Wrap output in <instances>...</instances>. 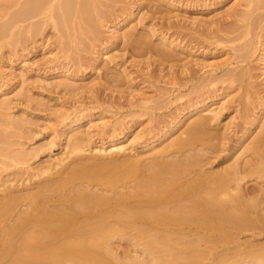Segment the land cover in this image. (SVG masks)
Listing matches in <instances>:
<instances>
[{
	"label": "bare ground",
	"instance_id": "6f19581e",
	"mask_svg": "<svg viewBox=\"0 0 264 264\" xmlns=\"http://www.w3.org/2000/svg\"><path fill=\"white\" fill-rule=\"evenodd\" d=\"M126 1L7 0L0 11V51L6 48L9 52L5 62V53L0 55V90L4 88L0 94V264H264V0H232L234 6L223 18L225 22L231 19L226 24L233 21L227 25L220 20L199 19L207 33H202V41L216 39V47L232 52L223 63L200 64L201 78L196 77V84L188 89L198 100L188 106L185 102L184 108L177 109L179 113L168 116L169 121L166 117L167 123L157 119L155 112L182 100L184 94H180V89L189 81H179L185 85H178L175 76L180 70L174 75L172 68L183 61L180 75L188 74L184 63L188 50L176 40L179 35L164 33L162 26V32L160 28L158 32L157 25H150V21L163 19L166 24L171 17L164 16L161 7H172V2ZM147 16L150 21L144 24ZM169 22L171 27L166 24L165 29L174 31L173 22ZM185 28L184 31L192 29ZM106 30H110L108 38L104 36ZM217 33L224 38H217ZM46 49L49 59L42 60L40 67L61 60L66 70L58 67V71H63L59 75L62 79L54 84L43 85L40 80L45 78L34 76L39 81V88L34 83L37 92L47 84V90L53 88L46 94L51 96L50 92L55 94L54 88L61 89L69 99L85 93L92 95L103 88L104 92L126 95L132 109L128 116L137 120L133 119L128 126L124 124L126 116L113 124H101L102 119L96 125L99 129L92 133V127L86 131L79 129L86 112L89 113L85 105L86 111L74 105L72 109L52 108L54 114L49 108L54 118L51 122L47 119L51 126L44 119L51 128L50 136L42 139L47 143L27 147L23 140L40 136L41 128H33L38 127L33 121H39V117L32 121L29 116L33 114L31 110L38 111L42 104L39 101L33 109L26 106L35 99L30 94L33 86H29V91L28 86L27 90L23 88L30 81L25 70L33 63L24 70L21 65L29 62H25L28 55ZM119 55L127 57L120 62ZM151 59L160 68L159 80L155 82L162 80L165 87H153L151 83V89L156 91L151 90L154 93L150 96L137 88L135 98L127 91L126 81L132 80L124 66L130 63L143 71L152 66ZM254 60L259 62L258 77L252 73L257 71L256 65L248 66ZM2 61L7 63L8 76L2 73ZM17 61L21 75L13 71ZM46 67L43 69L47 70ZM71 68L77 74L84 68L82 76L89 70L95 75V82L85 87L75 85ZM146 75L149 80L155 76L152 71ZM14 79L20 80V89L14 85ZM217 84L226 85L222 86L225 92L218 101L220 85L217 90H210ZM61 92L56 94L62 95ZM174 93L177 95L171 101L169 97ZM79 97V102L74 103L82 105L86 97ZM21 98L25 106L20 105ZM226 101L232 103L230 106L236 104L232 109L235 115L220 126ZM116 103L115 109L120 102ZM96 104L88 106L95 109ZM19 106L31 109L27 110L28 117L23 112L25 108L16 114L19 116L15 115ZM89 110L93 111L92 106ZM144 116L150 117V125L132 133L134 137L127 145L119 142L133 127L142 126L139 121ZM94 133L100 135L96 140ZM54 147L63 151L62 156L38 164L44 153L51 158L49 148Z\"/></svg>",
	"mask_w": 264,
	"mask_h": 264
},
{
	"label": "rangeland",
	"instance_id": "374dc122",
	"mask_svg": "<svg viewBox=\"0 0 264 264\" xmlns=\"http://www.w3.org/2000/svg\"><path fill=\"white\" fill-rule=\"evenodd\" d=\"M7 1V0H6ZM5 0H0V11L7 5V2H6ZM126 1V0H125ZM162 1H164V2H172V7L170 6H167V7H165V6H162L161 7V10H162V12H163V15L164 16H166V17H168V18H170L171 17V19H169V21H171V24H172V22H173V27H174V31H173V29H172V31L170 30H166L168 27H171V25L169 26V24H170V22L169 21H167V23L169 22V24H167L168 25V27H167V25L165 24V22H162V21H164L163 19H162V21H160L161 19H159L158 21H157V19H154L153 21H150V19H149V16H147L146 18H148V19H146L145 17V21L143 22L144 24L147 22V21H150L151 22V24L150 25H152V23L154 24V25H157V27H155V29L157 28V31H158V29L162 26V29L160 28L159 29V31H163L164 33H167L168 35H173L174 34V36H180V37H175L176 38V40H178V42H180V44H181V46L183 45V47L186 49V53H184V57H185V59H184V63H187V65L186 66H188V69H189V72H188V74L187 75H185V74H181L180 75V71H181V65H182V63H183V61L182 62H178L177 64H176V67L174 68H172V71H175V73H174V75H176V73H177V71H178V68H179V70L180 71H178L179 73H177L178 75H180L179 77H178V75L177 76H175V77H177L176 78V82H179V81H181L182 83H187L186 81H189L187 84H186V87L185 86H183V85H185V84H182L181 82H179V83H177L178 85H180V84H182V85H180V86H183L181 89H180V91H181V93L180 94H184L182 97V100L180 101L179 100V102L178 101H176V103L175 102H173L172 103V106H170L169 107V105H171V104H168V109H169V111H168V109H166L167 108V106L164 108V109H162V110H159V111H156L155 112V116H156V118L158 119L159 118V120H163V121H165L166 123L170 120L169 119V117L170 116H172V117H174L177 113H179L178 111L179 110H181L182 108H184L185 107V104L186 103H189V104H186L187 106L188 105H190L191 103H193V102H195L196 100H198V99H195V98H197V95L196 94H191L190 93V91L189 90H191V88H192V86H194L196 83H195V81H197V79H199V78H201V72H200V70H198V69H203V66H208V65H216V63H223V61H225L227 58H226V55L228 54H230L231 52H230V49L229 48H223L224 50H226V51H228V52H224V51H222V47L220 46V47H216V44H215V40L216 39H214V41H213V39L209 42V41H207L210 45H208L207 46V42L206 41H202V39H203V37H205L206 36V34L207 33H205L206 32V27L205 26H202V24L200 23V20L201 21H206V20H208L209 21V19L210 20H217L218 22H219V20L223 23V24H225V25H227L228 23H232V22H228L227 24H226V22L227 21H230V20H227L226 22L224 21L225 20V15H226V12H228V10L230 9H232L233 8V6H234V2L232 1V0H223V1H221L220 0V4H216V2L217 1H219V0H198V2H197V0H195V2H194V0H190V2H189V0H179V1H181L180 3L178 2V0L176 1V0H162ZM182 1H183V3H182ZM185 1H186V3H185ZM191 1H193V3H191ZM5 2V3H4ZM127 2H129V0L128 1H126V3ZM177 2V3H176ZM197 2V4H198V6H197V4L196 5H194L195 3ZM213 2V3H212ZM190 3V4H189ZM211 3V4H210ZM4 4H6L5 6H4ZM180 4V5H179ZM183 4V5H182ZM185 4H186V6H185ZM190 5V6H188L187 7V5ZM202 4V5H201ZM214 4V5H213ZM174 5V6H173ZM179 5V6H178ZM184 6V7H183ZM198 7V9H196V7ZM200 6V7H199ZM203 6V7H202ZM2 7V8H1ZM183 7V8H182ZM188 9H187V8ZM190 7V8H189ZM194 7V8H193ZM207 7V8H206ZM193 9V10H192ZM196 9V10H195ZM225 13V14H224ZM143 14V13H142ZM142 14L140 13L139 15H138V18L139 19H141V18H143L142 17ZM222 16V17H221ZM224 16V17H223ZM222 19H221V18ZM219 18V19H218ZM223 18H224V20H223ZM200 19V20H199ZM204 19H206V20H204ZM223 20V21H222ZM165 21H166V19H165ZM198 21H199V23H198ZM136 22V21H135ZM149 22V23H150ZM159 22V23H158ZM187 22V23H186ZM191 22V23H190ZM192 22H196L197 24H193ZM149 23H148V25H149ZM185 23V24H184ZM147 24V23H146ZM161 24H163L164 25V27H163V25H161ZM181 26H180V25ZM182 24H184V25H182ZM193 24V25H192ZM186 25H187V27H186ZM191 25V26H190ZM195 25V26H194ZM184 26V27H183ZM192 26H194V27H192ZM197 26H198V28H197ZM200 26H202V27H205V28H201ZM151 27V26H150ZM180 27H182V28H180ZM187 28V29H191V30H185V31H187L186 33H184L185 31L183 30L184 28ZM189 27V28H188ZM196 27V28H195ZM166 28V29H165ZM185 28V29H186ZM214 28H216L215 26H213V29ZM139 29H141V28H139ZM175 29H177L176 30V32H175ZM180 29V30H179ZM183 31H182V30ZM144 30H148V29H144ZM168 31V32H166V31ZM201 30V31H200ZM110 30H106L105 31V34H104V36L106 37V38H108V36H110V32H109ZM141 31V30H140ZM158 31V32H159ZM161 31V32H162ZM182 33H181V32ZM197 32V33H195V32ZM205 31V32H204ZM174 32V33H173ZM192 32V33H191ZM205 33V36L202 34V33ZM172 33V34H171ZM198 33H200V34H198ZM181 34V35H180ZM184 34V35H183ZM192 34H194V35H192ZM196 34V35H195ZM217 34H220V33H217ZM217 34H215V36L218 38V37H223L222 36V34H220L219 36L217 35ZM189 35V36H188ZM203 35V36H202ZM235 34H233V36H234ZM174 36H173V38H174ZM181 36H182V41H181ZM189 37V38H188ZM197 37V38H196ZM212 37H214V35L212 36ZM220 37V38H221ZM228 37H232V36H228ZM185 38V39H184ZM198 39V40H196V39ZM199 38H201V39H199ZM224 38V37H223ZM226 38V37H225ZM184 39V40H183ZM153 41L155 40V38H153L152 39ZM192 40H194V43H193V41ZM196 40V41H195ZM201 40V41H200ZM205 40V39H204ZM191 41V42H190ZM190 42V43H189ZM211 42L213 43L214 42V45L212 44L211 45ZM197 43V44H196ZM202 44V45H200V44ZM190 44V45H189ZM199 44V45H198ZM206 44V45H205ZM185 45V46H184ZM188 45V46H187ZM226 45H229V44H226ZM52 48V47H51ZM198 48V49H197ZM221 48V49H220ZM48 49V48H47ZM42 50L41 52L39 51V50H37V51H35L34 53H32V54H34V55H31L30 54V56L28 57L27 56V59H26V61L25 62H27V61H29L28 63H29V65H28V63H26L24 66H22L21 65V67L23 68V70L26 68V67H29L30 66V64H32L33 63V65H32V67H29V69L27 68L26 70H28V71H26L25 70V72L27 73L28 72V74H26V73H24V75L26 76V79L29 81V82H25L26 84H23L24 86H23V88L25 89L26 88V86H28L27 88H28V90L27 89H25V90H27V91H29V86H33L32 88H30V91L32 90V93H30V94H32L33 95V97L35 98V99H37L36 101H35V99H33V97H32V99H33V102H27V105L25 104V102H23V99L21 98V102H20V105H21V103H23L24 105L23 106H30V108L31 109H33L34 107H32V106H38L37 104H39L38 102L40 101V104H42V105H40V106H38V109L39 110H41V111H35L36 110V108H34L33 109V111H35V112H33L31 109V114L32 115H30L29 116V114L30 113H28V111L27 110H29V107H28V109L27 108H25V107H16L17 109H15V115L16 114H20L21 112H22V109L23 108H25V109H23L24 111V113L26 114V113H28V114H26L27 115V117L29 116V118H31L32 119V121L33 120H37L38 119V117H39V121H33L34 123L36 122V125H38V127L36 128V127H33L34 128V131H35V129L37 130V129H39L40 130V128H41V132H40V136L38 137L37 136V138L35 139V138H33V139H31V140H29V138H27L26 140H23L25 143H26V146L28 147V146H35V147H37V146H39V145H43V144H45V143H47L46 141H43L42 142V139H44V138H46V137H48V136H50L49 134H51V128H49V126L48 125H50V123L48 122V120L51 122V118H52V120H53V118L54 117H52V114H54L53 113V110L54 109H56V108H60L61 106H64V108H67V109H72L73 107H77V106H79V107H81L80 109L82 110L83 108H84V105H85V108H87V111H89V113L88 112H86L87 113V117H85L86 119H83L82 121H81V124L79 125L80 126V130L82 131V130H89L88 128H90V127H92V129H90L91 130V132L93 133V132H95L94 130H96V128L98 127V126H96V125H100V123H101V120L102 121H104V122H102L101 124H103V123H108L109 121V123H111L112 122V124H113V122H114V120H117L118 118H121L120 120H122V118H124L125 116H126V118H124L123 120H124V124L125 123H128L127 125L128 126H130L131 125V123L133 122V119L134 120H137V119H135V118H133L132 119V117H130V116H128L131 112H132V109L131 108H129V106H128V102H127V100H125V98H126V95L124 96V94H118L117 92H111V91H107V92H104V90H103V88L102 89H100V90H103L102 92H103V94H105V95H102V92H100V90H99V92H95L94 91V94H96L94 97H96L97 95H98V97L97 98H95V100L97 99L99 102H100V104H99V102L96 100H94V97H93V95L94 94H92V95H86V93L85 94H83V95H79L80 97L81 96H83V97H81L82 99L83 98H85L84 100H83V106L82 105H79V104H76L77 102L76 101H78L79 102V100L77 99L78 97H75V98H73V97H71V98H67V97H65V95H64V92L62 91H60L61 89H56V88H54L53 90L55 91V94H54V92H50L51 93V96H50V94H48L49 93V89H52L53 87H51L50 86V88L47 90V84H45V87H47V88H45L43 85H44V82H47V83H50L51 82V84H54L56 81H59L58 79H60V74L63 72V71H65L66 69H65V67H64V62L62 61L61 62V60H59V61H54V62H52V63H54L55 65H54V67L52 68V63L51 64H48L47 66H49V67H46L45 66V64H43L44 66L43 67H40L42 64V60H46V58H47V60L49 59V55H47V51L49 50ZM197 49V50H196ZM218 49H220L219 51H218ZM19 52H20V48H19V50H18ZM222 51V52H221ZM230 52V53H229ZM5 53V54H4ZM8 53V54H7ZM46 53V54H45ZM224 53V54H223ZM226 53V54H225ZM3 55L2 57L4 58V60H3V58H2V60L5 62L6 61V54L7 55H9V52H8V49H2L1 51H0V55ZM47 55V57L46 56H44V55ZM112 54H114V52H112ZM118 54V53H117ZM110 55V54H109ZM227 55V56H228ZM120 56V58H118V61H120V62H123V60H125L126 59V55L125 56H123V58L121 57V55H119ZM225 56V57H224ZM230 56V55H229ZM1 57V56H0ZM183 57V56H182ZM229 58V57H228ZM121 59H123L122 61H121ZM2 61V67H3V71L4 72H2L5 76H8V75H6L7 73L9 74V72L10 71H8L9 69L7 68V63H4ZM35 61V62H34ZM255 61V60H254ZM253 61V63H249L248 64V66H255L254 68H256V70L258 71H255V70H253L252 71V73L254 72V74L257 76H259L260 75V71H259V62L258 61H255L254 62ZM31 62V63H30ZM45 63L47 62V61H44ZM48 62H51V61H48ZM57 62V63H56ZM59 62H60V64H59ZM151 63H152V59H151V61H150ZM235 62V61H234ZM6 64V65H5ZM38 64H39V66H38ZM47 64V63H46ZM57 64V65H56ZM200 64H203V66L202 65H200ZM208 64V65H207ZM254 64V65H253ZM61 65V66H60ZM14 70L13 71H15L14 72V74H20V72H22L23 73V71H22V68H19V63H18V61L16 62V63H14ZM60 66V67H59ZM193 66V67H192ZM242 66H246V64H243ZM4 67H6V69L4 68ZM35 67H38V68H36L35 69ZM40 67V68H39ZM44 67H46V68H48L49 70H51V72L48 70H45V69H43ZM55 67H57V68H55ZM58 67H59V69H61V67H64L63 69H65V70H63V69H61V70H63L62 72H61V70L60 71H58L57 69H58ZM125 67V69H127L128 71H127V73H129V78H131L130 80H132L131 82L129 81H126L128 84H126V87H128L127 88V91L129 92V91H131V92H129V93H131V96L133 95H135V98L137 97L136 95L138 94V92H135L134 90H136L137 88V90H141V91H143L145 94H148L149 96L151 95V93H154L155 91H156V88H155V90H152L151 89V87L153 86V85H155V86H153V87H165V85L163 84V81L161 80V83H157V82H155V81H158L159 79L157 78L158 77V75L160 76V74L159 73H157V72H159V67H158V64L157 63H152V66L149 68V69H144L145 68V66H143V71H141L139 68H137V67H134V66H132L130 63L128 64L127 63V65L126 66H124ZM5 69V70H4ZM19 69V70H18ZM21 69V70H20ZM39 69H41L42 70V72H41V70H39ZM57 70V71H55V70ZM84 69V68H83ZM82 68L78 71V74H77V72L75 73V71H74V68H73V70H72V68H71V70H70V72H72V75L74 74L75 75V77H74V80H75V85H79L80 87H82V86H84L85 87V85H87V84H89V83H94L95 82V80H94V78H95V75L94 74H92V73H89V70H86L85 72H84V74H83V76H82V73H83V71L85 70H83ZM123 69V68H122ZM163 69V68H162ZM175 69V70H174ZM209 69V68H208ZM36 70V71H35ZM45 70V71H44ZM81 70H83V71H81ZM177 70V71H176ZM193 70L194 71H197V73H199V74H197V73H195V72H193ZM17 71V72H16ZM41 73H40V72ZM119 71H122V70H119ZM152 71V73L154 72V78H151L150 80L148 79V76L146 75V74H148L149 72H151ZM165 71H166V73H167V68H165L164 69V73H165ZM205 71H207V69L205 68L204 69V71H202V75L203 76H205V74H204V72ZM36 72V73H35ZM46 72V73H45ZM54 72V73H53ZM82 72V73H81ZM39 73V74H38ZM80 73V74H79ZM156 73V74H155ZM164 73H162V74H164ZM165 73V74H166ZM34 74V75H33ZM36 74L37 75H39V76H36ZM41 74V75H40ZM55 74V75H54ZM86 74V75H85ZM131 74V75H130ZM21 75V74H20ZM20 75H19V77H20ZM198 75V76H197ZM39 77V79H41L40 77L42 76V79H44L45 81H42V80H40L41 82H43V85H42V83H39V85H42V86H40V90L38 89V92H37V89L36 88H39V86H38V84H37V82H39L37 79L38 78H36V80H35V77ZM59 76V77H58ZM79 76V77H78ZM183 78H182V77ZM200 76V77H199ZM257 76V77H258ZM81 77H83L82 79H81ZM185 77H187L188 79H186ZM194 77H195V79H194ZM196 77H197V79H196ZM8 77H6V79H7ZM18 78V77H17ZM78 78H80V79H78ZM157 78V80H155ZM179 78V79H178ZM191 78H193L192 80H191ZM54 79H56V80H54ZM62 79V78H61ZM61 79H60V81H61ZM147 79V80H146ZM153 79V80H152ZM177 79H178V81H177ZM19 79H14V85L15 86H17L18 87V89H20L19 87H20V80L18 81ZM33 80L35 81V82H33ZM47 80V81H46ZM182 80H184V81H182ZM261 80V77H260V79L258 80V81H260ZM16 81V82H15ZM18 81V82H17ZM59 81V82H60ZM92 81H94V82H92ZM190 81H191V83H190ZM150 82V83H149ZM16 83V84H15ZM34 83L35 84H37L36 86H38V87H36V86H34ZM57 83V82H56ZM153 84V85H151V87H150V84ZM190 83V85H188ZM18 84V85H17ZM131 84V85H130ZM130 85V86H129ZM220 85V84H219ZM218 84L215 86V88L213 89H211L210 88V90H217L219 87ZM132 86H135V87H133V89L131 88ZM187 86H190V87H187ZM225 86V88H226V85H220V87H221V91L219 90V93L217 92V95H219V97L218 98H216V101H218V100H220L221 98L220 97H223V95L222 94H224L223 92H225V88H223V87ZM36 87V88H35ZM44 87V88H43ZM148 87H150V88H148ZM33 88H35V89H33ZM42 88V89H41ZM130 88H131V90H130ZM135 88V89H134ZM187 88V89H186ZM223 88V89H222ZM8 89V88H7ZM148 89V90H147ZM154 89V88H153ZM189 89V90H188ZM2 91L4 90V88L3 89H1ZM0 90V94L1 93H3L2 91ZM56 90H57V92H56ZM59 90V91H58ZM154 91V92H152V91ZM188 90V91H187ZM17 91V90H16ZM46 91H48V93L46 94ZM50 91H52V90H50ZM106 91V90H105ZM132 91H133V93H132ZM228 91H230V90H228ZM34 92V93H33ZM39 92H40V94H39ZM58 92H61V94L64 96V98H62L63 96L62 95H58V94H56V93H58ZM182 92H184V93H182ZM237 91H235V93H236ZM14 93V92H13ZM42 93V94H41ZM98 93V94H97ZM112 95H111V94ZM135 93H137V94H135ZM191 95H193V97L194 98H192V96H190V94ZM220 93H221V95L222 96H220ZM53 94V95H52ZM87 94H90V93H87ZM102 95L103 96V98H102V96H100V95ZM156 94V93H155ZM155 94H154V96H155ZM234 94V91H233V93L231 94V95H233ZM35 95V96H34ZM38 95H41V96H38ZM86 95V96H85ZM174 95H177V93L175 94H172V97H171V95H170V97H169V99L172 101H174V98H173V96ZM190 97H189V96ZM196 97H195V96ZM68 96V95H67ZM89 96V97H88ZM152 96H153V94H152ZM79 97V98H80ZM90 97H92L93 98V100L95 101V102H97L98 103V105L101 107V105H102V109H104V110H102V109H99L98 107L96 108L95 106H98L93 100H91V101H89V98ZM120 97V98H119ZM123 97H124V99H123ZM175 97V96H174ZM235 97H238V96H236L235 95ZM235 97L234 96H231V98H234V100H236L235 99ZM45 98V99H44ZM88 98V99H87ZM117 98V99H116ZM66 99L67 100H69L67 103H66ZM74 101H73V100ZM103 99V100H102ZM193 99H194V101H193ZM49 100V101H48ZM76 100V101H75ZM88 100V101H87ZM116 100V101H115ZM119 100V101H118ZM19 101H20V99H18L17 100V102L19 103ZM35 101V102H34ZM73 101V102H72ZM111 101V102H110ZM114 101V102H113ZM126 101V102H125ZM135 101V100H134ZM190 101V102H189ZM15 102V104H16V106H18L19 104L18 103H16V101H14ZM43 102V103H42ZM74 102H76V103H74ZM94 102V103H93ZM102 102V103H101ZM106 104H104V103ZM115 102H120V103H116L117 105H116V107H117V109H119V111L117 110V109H115V107H113V104H114V106H115ZM186 102V103H185ZM31 103H36V105H33V104H31ZM47 104V105H43V104ZM65 105H64V104ZM88 103V104H87ZM96 104L95 106H94V108L96 109H93V105H91L92 106V110L93 111H91V110H89V108H91V106H88L89 104ZM124 105H123V104ZM167 101H165V104L167 105ZM179 103H180V105L182 104L183 106H180L179 105ZM227 103V105H225ZM229 103L230 102H228V101H226L225 103H224V106H225V110L223 111V117H222V124H220V126L222 125H224L225 123H227V122H229V120L231 119V117L232 116H234L235 115V113L232 111V109H233V107L236 105V104H233L232 106H230L232 103H230V105H229ZM18 104V105H17ZM29 104V105H28ZM31 104V105H30ZM63 104V105H62ZM109 104V105H108ZM122 104V108H121V106H119V105H121ZM126 104V105H125ZM48 105H50L51 107H49ZM69 105V106H68ZM74 105V106H73ZM111 105V106H110ZM173 105L175 106V107H173ZM179 107H178V106ZM229 105V106H228ZM44 106H46V108H44ZM73 106V107H72ZM87 106V107H86ZM107 106H109V107H113V109H111V108H109V107H107ZM119 106V107H118ZM123 106H127V107H123ZM227 106L229 107L228 109H227ZM48 107V108H47ZM72 107V108H71ZM178 107V108H177ZM182 107V108H181ZM52 110H50V109ZM52 108H54V109H52ZM85 108H84V110H85ZM109 108V109H108ZM121 108V109H120ZM124 108V109H123ZM173 108V109H172ZM231 108V109H230ZM20 109V110H19ZM77 109H78V107H77ZM115 109V110H114ZM123 109V110H122ZM165 109H166V111H165ZM170 109H171V111H170ZM175 109H176V111H175ZM177 109H179V110H177ZM25 110H26V112H25ZM29 110V111H30ZM49 110V111H48ZM57 110H60V109H57ZM74 110V109H73ZM72 110V111H73ZM103 112H102V111ZM116 110H117V112H116ZM122 110V111H121ZM131 110V111H130ZM174 110V111H173ZM229 110V111H228ZM21 111V112H20ZM52 112V114H51V112ZM86 111V110H85ZM45 112V113H44ZM76 112V111H75ZM170 112V113H169ZM174 112H177L176 114L173 113ZM85 113V112H84ZM84 113H82L83 114V116H85V114ZM95 113V114H94ZM118 113V114H117ZM166 113H169V114H167V116H166ZM173 115H172V114ZM233 113V114H232ZM50 114V115H49ZM98 114V115H97ZM127 114V115H126ZM90 115V117H88ZM117 115V116H116ZM164 115H165V118H163L164 117ZM170 115V116H169ZM16 116H19V115H16ZM48 116V117H47ZM94 116V117H93ZM121 116V117H120ZM157 116H161V117H157ZM169 116V117H168ZM34 117H35V119H34ZM42 117V118H41ZM50 117V118H49ZM128 117V118H127ZM166 117H168V121H167V118ZM42 120H41V119ZM88 118V119H87ZM149 116H144V117H142V118H140V123H143L142 124V126H139V127H133L131 130H130V132H128L127 133V135H126V137H125V139L124 140H120L119 142H124V143H126L125 145H127L128 143H129V141L134 137V135L133 134H136L137 132H139V131H141L144 127H148L149 125H150V121H149ZM171 118V117H170ZM44 119L49 123H47L48 125H46V121H44ZM48 119V120H47ZM166 119V120H165ZM53 122V121H52ZM115 123V122H114ZM53 124V123H52ZM34 126V125H33ZM45 126V127H44ZM48 126V127H47ZM51 126V125H50ZM93 126H96L95 127V129H94V127ZM48 128L50 129V131L48 130ZM136 128V129H135ZM97 129H99V128H97ZM39 130H37V131H39ZM46 130V131H45ZM133 130V131H132ZM99 131V130H98ZM43 132V133H42ZM97 132V131H96ZM135 132V133H134ZM33 133V132H32ZM133 133V134H132ZM96 134L94 133V137H95V140L100 136L99 135V133H97V135L95 136ZM98 136V137H97ZM53 138H54V136H53ZM35 139V140H34ZM20 141V140H19ZM22 141V140H21ZM31 141V142H30ZM33 141V142H32ZM28 142H29V144H28ZM45 142V143H44ZM137 142H139V141H137ZM57 143H59V142H57ZM28 144V145H27ZM35 144V145H34ZM95 145H93V147H94ZM58 148H56V147H54V148H52V149H50L49 148V150H50V152H52L49 156H51V158L50 157H46L45 155L47 154V153H44V154H42V156H40L39 158V162H38V164L40 163V162H46L47 160H52V159H55V158H57V157H61L62 156V154H63V151L61 152V151H59V150H57ZM54 150V151H53ZM88 154V153H87ZM127 154H129V155H133V153H129V152H126V155ZM102 157H98L97 158V160H102L101 159ZM105 159V158H104ZM103 159V160H104ZM34 161V160H33ZM33 161H31V163H33ZM34 163H35V161H34Z\"/></svg>",
	"mask_w": 264,
	"mask_h": 264
}]
</instances>
